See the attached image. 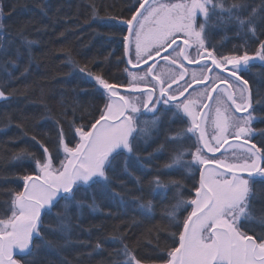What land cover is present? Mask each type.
<instances>
[{
	"label": "snow or ice",
	"instance_id": "6c2138e0",
	"mask_svg": "<svg viewBox=\"0 0 264 264\" xmlns=\"http://www.w3.org/2000/svg\"><path fill=\"white\" fill-rule=\"evenodd\" d=\"M84 2L83 23L78 13L63 15L66 27L57 39L91 22L126 26L123 57L116 61L117 68L126 64L123 80L79 66L66 45L37 54L41 41L27 34L34 21L14 36L0 2V101L6 109L32 90V65L56 52L94 82L100 99L79 118L73 107L67 132L55 121V154L32 135L40 157L25 150L12 155L13 161L30 158L34 169L17 177L22 188L0 190L7 196L0 202V264H72L66 252L73 246L90 247L75 253L79 260L108 242L114 247L107 264H144L137 250L145 236L161 264H264V128L254 126L264 123V88L246 78L257 62L264 67V0H135L128 18L102 16L96 0ZM37 7L52 18L49 0ZM49 28L55 33L52 25L35 31ZM230 39L237 42L225 52ZM160 61L167 71H157ZM22 78L23 90L12 87ZM39 93L50 112L46 90ZM2 116L11 124L10 112ZM15 126L19 139L28 137L22 123ZM86 212L114 222L86 225ZM145 224L151 227L133 247L135 230ZM94 229H108V235L98 234L94 243L74 239Z\"/></svg>",
	"mask_w": 264,
	"mask_h": 264
},
{
	"label": "trees",
	"instance_id": "16d2710c",
	"mask_svg": "<svg viewBox=\"0 0 264 264\" xmlns=\"http://www.w3.org/2000/svg\"><path fill=\"white\" fill-rule=\"evenodd\" d=\"M0 2L3 3L4 7L3 23L14 36L23 23L30 19L34 21L33 24L29 25L27 34H29L30 38L41 41L40 45L34 46V51L37 54L48 50H57L62 45H66L67 50L71 51L73 58L78 62L79 66L83 67L87 65V68L95 74L101 73V69H103V75L110 81L117 78L120 80L124 79L126 74L122 70L125 68V65L121 63L117 68L116 61L117 58H122V36L124 35L125 29L123 26L117 24L116 21H105L109 25H115L112 27H105L104 24L99 22L83 24V27L75 36L68 33L66 38L57 39L56 34L66 27L63 19H61L63 15H76L78 13L80 22L83 23L87 10V5L84 0H49L53 8V11L49 13V16L52 17L51 19L43 17L40 14L39 8L37 7L40 0H0ZM134 2L135 0H96V3L101 6L102 16H117L123 18L130 16L127 8ZM78 5L79 9L77 7ZM113 5L114 7H112ZM13 7L15 11H12ZM57 7L61 8L59 14L55 13ZM105 7H107L106 13L104 11ZM121 9H123V12ZM43 25L54 26L55 33L51 28L47 32L35 31V29ZM228 34L231 36V30ZM221 35L222 33H217L216 39L218 40ZM18 42L19 40H17ZM236 42L233 39L227 41L223 51L227 52L232 44ZM110 53L111 55H109ZM106 57H108L107 61H105ZM66 59L59 52H56L55 55L42 57L39 62V67L35 64L32 65V75L27 79L32 90L28 91L25 95L14 97L7 109L5 108L4 102L0 101V190L20 189L22 187V181L17 177L24 174H32L34 163L30 158L22 161H13L11 159L12 155L20 150L33 153L37 158L40 157L42 149L30 139L32 135H36L55 154V121L61 120L64 130L67 132L68 121L73 118V107L76 108L75 116L79 118L85 115L86 112L93 111V106L100 103L99 96L95 91L94 82L74 69L72 65L63 62ZM93 59L96 61L95 63L91 62ZM262 73H264V67L256 64L251 73L246 74V78L250 80V83L255 81L264 88V81L261 80L260 76ZM25 82L22 78L16 84L12 85V87H20L23 90ZM40 88L46 90V99L50 112L46 111L40 103L42 99L39 93ZM66 107L68 108L67 117L64 116V109ZM19 109H23L24 114L29 117L26 121L20 119L19 111H15ZM5 110L12 114L11 124L2 116ZM49 115L51 119L42 118ZM77 122L80 123L82 121L77 119ZM17 123L23 124L28 132V137L19 139L21 132L15 126ZM254 126L264 128V123H257ZM13 140L15 142H12ZM157 159L162 164L166 160V156L162 154ZM128 186L129 188L134 187L132 182H129ZM6 199V195L0 194V202ZM0 207H3L2 203H0ZM256 207L259 210L261 204L258 202ZM156 212V221H160L161 205L159 203L157 204ZM86 217H88L85 220L86 225L89 222L93 224L104 222L108 225L114 222L110 219L105 220L99 214H96L93 218L86 212ZM148 227H151V225L145 224L142 228L135 230L136 236L132 240L133 247H136V237L140 236L143 228ZM98 234L106 237L108 235V229L100 233H97L94 229L91 236L87 233L77 232L74 233V239L94 243ZM146 239H148L147 236L142 239L137 250L138 258L144 264L161 263L153 254L152 248L144 242ZM113 247L114 245L108 242L105 244L103 251L94 253L91 257L82 255L79 260H76L74 259L75 253H85L90 251V247L73 246V248L67 250L66 255L72 261V264H107L109 253ZM51 259L57 260L58 258L52 256Z\"/></svg>",
	"mask_w": 264,
	"mask_h": 264
},
{
	"label": "flooded vegetation",
	"instance_id": "af4514ba",
	"mask_svg": "<svg viewBox=\"0 0 264 264\" xmlns=\"http://www.w3.org/2000/svg\"><path fill=\"white\" fill-rule=\"evenodd\" d=\"M159 59V58H157ZM164 66V62L163 61H160V65L158 66V69L157 71H167V68L163 67ZM220 155V154H219ZM218 155V156H219Z\"/></svg>",
	"mask_w": 264,
	"mask_h": 264
},
{
	"label": "water",
	"instance_id": "95a60500",
	"mask_svg": "<svg viewBox=\"0 0 264 264\" xmlns=\"http://www.w3.org/2000/svg\"><path fill=\"white\" fill-rule=\"evenodd\" d=\"M121 26H123V25H121ZM123 27H125V28H126V26H123ZM125 66H126V64H125ZM224 147H225V148H227V147H228V145H225ZM223 151H224V149L222 148V149H221V152H223ZM219 154H220V153H217V156H218ZM21 188H22V187H21ZM157 264H161V263H157Z\"/></svg>",
	"mask_w": 264,
	"mask_h": 264
},
{
	"label": "bare ground",
	"instance_id": "6f19581e",
	"mask_svg": "<svg viewBox=\"0 0 264 264\" xmlns=\"http://www.w3.org/2000/svg\"><path fill=\"white\" fill-rule=\"evenodd\" d=\"M124 29L126 30V28L124 27ZM125 34V32H124ZM122 47H123V44H122ZM122 57H123V48H122ZM125 65V63H123ZM257 65H260L259 62L256 63ZM126 67V66H125Z\"/></svg>",
	"mask_w": 264,
	"mask_h": 264
}]
</instances>
